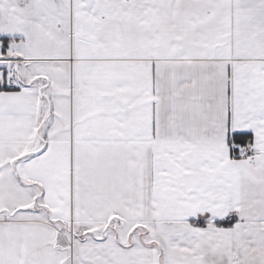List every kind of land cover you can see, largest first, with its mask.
I'll return each mask as SVG.
<instances>
[{
    "label": "snow or ice",
    "instance_id": "obj_1",
    "mask_svg": "<svg viewBox=\"0 0 264 264\" xmlns=\"http://www.w3.org/2000/svg\"><path fill=\"white\" fill-rule=\"evenodd\" d=\"M0 264H264V0H0Z\"/></svg>",
    "mask_w": 264,
    "mask_h": 264
}]
</instances>
